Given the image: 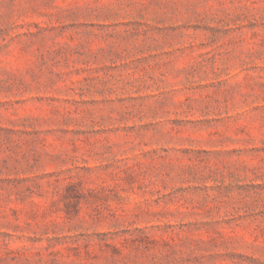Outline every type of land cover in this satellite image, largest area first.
Instances as JSON below:
<instances>
[{"label": "rangeland", "instance_id": "374dc122", "mask_svg": "<svg viewBox=\"0 0 264 264\" xmlns=\"http://www.w3.org/2000/svg\"><path fill=\"white\" fill-rule=\"evenodd\" d=\"M0 264H264V0H0Z\"/></svg>", "mask_w": 264, "mask_h": 264}]
</instances>
